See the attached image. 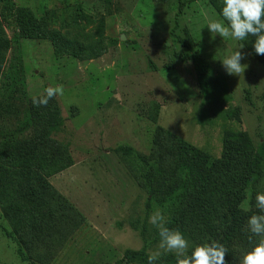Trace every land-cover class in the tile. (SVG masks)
<instances>
[{
  "label": "rangeland",
  "instance_id": "rangeland-1",
  "mask_svg": "<svg viewBox=\"0 0 264 264\" xmlns=\"http://www.w3.org/2000/svg\"><path fill=\"white\" fill-rule=\"evenodd\" d=\"M223 7V0H0V264L177 255L159 247L149 223L156 210L166 213L160 200L167 191L160 173L149 172L178 168L177 137L217 159L219 176L227 172V129L247 133L264 156L263 55L254 51L255 37L209 31L214 21L228 26ZM241 45L247 67L229 75L221 61ZM193 52L226 76L234 98L209 119H201ZM57 85L63 96L33 104ZM56 114L63 126L54 131L47 124ZM260 193L264 176L242 206L245 231L232 245L234 264L264 239L248 226L251 216L264 215ZM223 220L222 213L169 218L168 227L185 236L188 253L210 243Z\"/></svg>",
  "mask_w": 264,
  "mask_h": 264
},
{
  "label": "trees",
  "instance_id": "trees-1",
  "mask_svg": "<svg viewBox=\"0 0 264 264\" xmlns=\"http://www.w3.org/2000/svg\"><path fill=\"white\" fill-rule=\"evenodd\" d=\"M180 27L176 19L174 32ZM105 23L101 22L98 31L101 36L105 32ZM188 38L181 42L190 49ZM193 63L201 97V119H209L214 111L232 107L234 98L226 76L216 71L213 66L195 52L189 54ZM264 61V55L261 57ZM240 110L235 108L232 117L241 123ZM228 112V111H227ZM47 126L54 131L63 126L58 114L49 116ZM177 137V136H176ZM178 138L179 165L171 173L151 170L150 176L160 173L166 188V194L160 200L161 207L166 211L172 222H186L198 215L207 218L218 213L224 215L223 223L214 227L212 242L222 244L228 253L225 260L234 264L232 245L240 239L245 231L242 206L247 193L253 184L264 176V156L255 149L249 135L236 129H227L223 135L224 153L222 164L227 172L219 176V161L209 153L194 147ZM125 156L132 157L133 151L122 148ZM149 184L155 185L150 180ZM203 245V244H200ZM199 245V246H200ZM192 250L186 255H190ZM148 256L144 252H128L117 264H148ZM184 257L164 254L156 264H180Z\"/></svg>",
  "mask_w": 264,
  "mask_h": 264
},
{
  "label": "clouds",
  "instance_id": "clouds-1",
  "mask_svg": "<svg viewBox=\"0 0 264 264\" xmlns=\"http://www.w3.org/2000/svg\"><path fill=\"white\" fill-rule=\"evenodd\" d=\"M222 17L228 22L226 27L220 21L208 24L211 33L219 34L221 37H231L237 41H245L249 36L255 37L253 44L257 55H264V0H223ZM223 59L222 65L229 75H239L247 67L241 63L245 53L240 49ZM64 95L62 85L48 87L45 95L32 98L35 106H47L49 100L56 96ZM256 204L264 210V193L256 196ZM149 223L158 229L160 236L159 247L164 252H175L177 256L184 257L180 264H228L225 256L228 250L218 242L206 243L196 246L190 255H186L189 242L179 230L168 227L169 218L162 210H156L149 217ZM249 231L252 235L264 237V215H253L248 221ZM160 253L152 254L148 258V264H156ZM242 264H264V239L242 259Z\"/></svg>",
  "mask_w": 264,
  "mask_h": 264
}]
</instances>
